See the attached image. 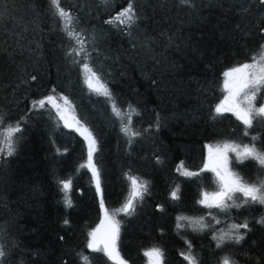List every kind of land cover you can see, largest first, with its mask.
<instances>
[{
    "label": "trees",
    "instance_id": "trees-1",
    "mask_svg": "<svg viewBox=\"0 0 264 264\" xmlns=\"http://www.w3.org/2000/svg\"><path fill=\"white\" fill-rule=\"evenodd\" d=\"M128 2L60 0L75 18L69 30L83 40L85 51L76 55L81 46L67 35L50 0H0V132L17 122L21 128L14 154H0V245L7 253L2 264H81V254L92 264H114L86 247L88 233L105 216L101 201L119 222L116 247L127 264H144V252L153 247L163 251L164 264H188L181 253L189 242L200 264L224 257L234 264H264V225L256 223L264 204H243L240 193L235 203L242 206L227 211L197 203L204 191L219 189L213 171H201L207 146L264 148V119H254L245 136L232 113L215 114L224 72L252 62L264 43V3L134 0L139 19L131 28L106 23ZM83 63L102 77L123 113L129 105L139 113L132 115L128 134L122 130L128 116L118 118L106 97L88 89ZM49 95L67 97L75 119L95 137L100 192L92 172L80 167L87 162L83 137L65 127L50 104L33 108V101ZM262 96L264 90L256 106ZM229 166L249 183L264 180L254 160L237 163L229 153ZM184 170L199 175L186 177ZM129 177L147 182L130 215L117 211L131 192ZM68 179L71 207L59 183ZM177 186L179 198L173 200ZM181 216L203 217L208 227L180 221L184 226L177 228ZM245 221L250 231L240 229L246 232L240 244L216 247L214 234Z\"/></svg>",
    "mask_w": 264,
    "mask_h": 264
},
{
    "label": "snow or ice",
    "instance_id": "snow-or-ice-1",
    "mask_svg": "<svg viewBox=\"0 0 264 264\" xmlns=\"http://www.w3.org/2000/svg\"><path fill=\"white\" fill-rule=\"evenodd\" d=\"M103 3H109V0H102ZM192 0H179V3L182 6H189ZM264 3V0H261ZM50 4L55 10V14L58 15L62 21H64V29L67 32V35L70 38H76L77 44H79L80 50L76 51V55H80L81 52H84L83 40L79 38L80 33L75 32V30H69L70 25L74 21V17L71 13L61 7L60 0H50ZM139 19L137 9L134 4V0H129L127 7L120 11L116 16L112 17L106 23L121 25H127L131 28L136 20ZM264 32V29H262ZM131 33L129 32V35ZM71 54V53H69ZM86 55V53H85ZM82 68L84 69L85 83L88 89L97 94L107 98V101L112 104V111L118 117L123 119L124 115L128 116V123L125 124L122 130L128 134L131 132L129 125L132 122V115L139 113L129 105L127 113H123L121 109L117 106L112 93L108 89L106 83L103 81L102 77L98 75L88 63H83ZM226 78H232V87H229V80H225V89L229 92V95L224 98L219 104L215 107L216 116H222L224 113H232L237 120L245 127L244 135L247 136V129L253 126V121L257 117L264 119V104L259 107L256 106L255 102L257 100L258 94L264 90V43H262L258 49V53H254L252 56V62H246L238 67L232 68L229 71L224 73ZM35 79V77H32ZM55 90H53L54 92ZM264 99V96L261 97ZM60 100L64 102L65 105H70V101L67 97H59ZM46 104H50L53 108H56L57 115L60 120L64 121L65 127H72V124L68 122L65 118V115L60 111V107L56 102V97L54 95H49L42 99L33 101V108H44ZM75 120V118L73 117ZM3 118L0 117V125H2ZM75 130L84 137L87 142L88 152H87V162L82 164L80 167H87L92 172V178L95 181L97 192H100V179L99 172L93 163V153L96 151V139L93 136L92 132L79 120H75ZM21 128L19 122L15 126H9L4 129L3 132H0V154L6 152L8 156L14 154L15 151V134L20 132ZM132 135H138L139 133L132 132ZM257 138L253 137L252 140L255 141ZM209 149V159L213 161L211 171L215 172L216 177L219 182V190L215 192H203L202 198L197 201L201 206L206 208H216L221 211H227L231 207H241L242 205L235 203V194L240 193L244 197L243 204L249 202H255L259 204H264V180L259 183H249L245 181L238 173L233 172L229 168V153H234L236 162L243 163L245 160H254L258 165L264 169V148H258L254 143L240 144L224 142L222 144L213 146H207ZM183 165L178 166L177 170L180 171ZM209 165L205 164L204 169L201 171L208 170ZM182 175L186 177L196 176L199 173H194L188 170L181 172ZM131 181V192L127 198L125 204L122 208L117 211L124 212L125 214L130 215L135 209L134 201L137 199H142L143 194L147 191V182L139 181L136 177H129ZM61 190L65 193L64 203L66 207H71L72 202L68 196V192L71 189L72 181L61 180ZM179 186L174 189L170 196L173 200L179 198L178 195ZM231 202V203H229ZM101 209L105 211V221H102V225L107 223V228L101 234V228L98 227L93 231L88 233V241L86 244L87 249L91 252H103L104 255L108 257L109 260L114 261V264H126V261L120 257L119 252L117 251L116 243L119 237V222L114 219L115 213L112 216H109L107 210L104 209L103 201H101ZM211 214V213H210ZM177 228L183 227L184 225L180 221H187L189 225L193 226L194 229L196 226L200 230H203L205 227H208L204 223V218H190V217H178L177 218ZM64 223L67 225L69 221L65 219ZM256 223L264 225V217L260 220H257ZM231 231L228 233L222 232L219 236L213 235V239L216 240V247L221 248L228 242L235 244H240L244 240L246 232L241 233L240 229L243 228L246 231H250L247 221L243 224H232L229 226ZM2 230V229H0ZM7 255L6 251L3 248V245H0V264L3 262V258ZM144 255L149 258V264H164V253L158 247H153L150 250L144 252ZM184 260L188 264H200L197 257L194 256L191 252V243H188V251L186 253H181ZM81 264H92L91 258L89 256L80 255ZM218 264H234L230 261L228 257L221 258Z\"/></svg>",
    "mask_w": 264,
    "mask_h": 264
},
{
    "label": "rangeland",
    "instance_id": "rangeland-1",
    "mask_svg": "<svg viewBox=\"0 0 264 264\" xmlns=\"http://www.w3.org/2000/svg\"><path fill=\"white\" fill-rule=\"evenodd\" d=\"M238 67V66H237ZM233 68H235V67H233ZM232 69V68H231ZM230 70V69H229ZM229 70H227V71H229ZM226 72V71H225ZM224 72V73H225ZM226 79H228L229 80V87H232V78L231 77H228V78H226L225 76L223 77V82H222V84H223V86L225 85V80ZM224 96L222 97V99L217 103V104H219L221 101H223L224 100V98L226 97V96H228L229 95V92L225 89V87H224ZM56 102H57V104L59 105V107H60V111L65 115V118L68 120V122L70 123V124H72V127H69L70 129L71 128H73L74 130H75V127H76V125H75V120L73 119V117H74V114H73V112H71V108L69 107V105H65L64 104V102L62 101V100H60L59 99V97H56ZM260 105H262V104H264V101L262 102V103H259ZM260 105H258L257 107H259ZM55 109V111H56V113H57V110H56V108H54ZM75 118V117H74ZM62 121V123L64 124V121L63 120H61ZM76 131V130H75ZM77 132V131H76ZM78 133V132H77ZM78 134H80V133H78ZM81 137H83L82 135H81ZM83 139H84V137H83ZM84 141H85V144H86V149H87V152H88V147H87V142H86V140L84 139ZM215 146H213V148H214ZM205 150H206V156H205V162H204V167H205V164H208L209 165V170L211 169V167H212V165H213V161L212 160H210L209 159V149H208V147H206L205 148ZM229 166V165H228ZM229 168H230V166H229ZM214 174H215V172H213ZM216 175V174H215ZM219 189H217V190H215V191H218ZM215 191H210L209 193H211V192H215ZM205 192V191H204ZM202 198V197H201ZM108 213V215L109 216H112L109 212H107ZM115 219V218H114ZM116 220V219H115ZM102 221H105V216H103L101 219H100V222H98L97 223V225L94 227V228H92L90 231H93L94 229H96V228H98V227H100L101 228V234L105 231V229L107 228V223H105V224H103L102 225ZM117 244V243H116ZM119 252V251H118ZM121 257V256H120ZM122 258V257H121ZM146 262L144 263V264H149V258L146 256V260H145ZM126 264H127V262H126Z\"/></svg>",
    "mask_w": 264,
    "mask_h": 264
}]
</instances>
